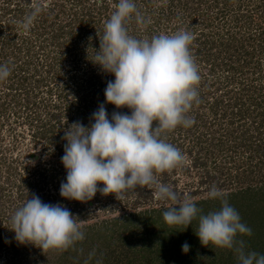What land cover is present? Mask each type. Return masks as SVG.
<instances>
[{"label": "trees", "instance_id": "1", "mask_svg": "<svg viewBox=\"0 0 264 264\" xmlns=\"http://www.w3.org/2000/svg\"><path fill=\"white\" fill-rule=\"evenodd\" d=\"M6 1L11 2L12 0ZM69 1H72L74 5H82V2L85 0ZM144 1L150 6L155 0ZM156 1L159 2V0ZM164 1L167 2L166 0ZM223 1L227 5L228 0ZM260 1L261 3L259 2V5H254L255 0H253V7L247 11L248 15L246 13V15L241 16L242 19L246 18L255 21L253 22L255 24V30L253 34L251 33L249 35L248 45L244 44V42L239 39L237 40L238 43L236 42L237 44L232 42L233 45H226L230 48L219 51V54L222 52H224L225 55L229 54V59H232L233 62L237 64H230L228 66L232 74L231 77L237 74L241 75L244 69L251 68L248 67V65H250L252 59H254L255 48L259 50V53L264 52V0ZM26 2H29V0H26ZM100 2L101 4H99L98 0H93L92 6H94V9L89 7L84 8V12H73L71 23L62 26L57 35L60 36V34L67 33L70 38H74L75 34L72 29L73 25H77L80 26L83 31L82 34H84V37L88 40L85 41L86 43L84 45V47L86 46V50L87 48L90 50L97 48L96 45L100 44L99 39H101L103 33L102 28L99 26L101 14L107 8L106 0ZM168 3L172 4V1L169 0ZM55 7L61 8V5L54 3L52 6L46 5L41 8L45 9L44 15H48L52 13ZM32 10L33 9L30 8L25 12V16ZM95 10L98 12L96 13ZM253 11H255L254 14H252ZM17 13L20 18L23 17L22 11H18ZM57 15L56 13L55 16L57 17ZM47 21L48 17L46 19L43 18L40 22L42 26H44ZM257 21H259L260 24L256 23ZM8 27H10V25H8ZM65 27H69V31L65 32ZM88 28L92 29V32L96 30L97 35L100 37H95V35H93L94 39L90 40L89 38L91 35L90 32L87 31ZM16 34L19 35L22 42L16 43L14 40L12 41L14 38L9 39L6 37V39L2 41L4 43L1 44V52H7L11 49V55L16 54V52L21 54L23 52L22 46L24 44L28 45V42L31 44V37L28 36L29 32ZM226 34L232 37L230 31L226 30ZM36 35L40 38L39 34ZM153 35H156V33ZM58 36L55 38L57 39ZM78 36L79 34L77 37ZM201 44L206 48L202 49L197 47L195 50L196 54L194 56L195 62L197 63L201 60L199 55H202L203 60L205 56H209L207 59L210 60L211 51L214 48L215 42L207 39L200 42V45ZM37 48H39V46H37ZM32 49L28 48L26 52H23L26 54L28 60L33 58L30 55L34 52ZM86 50L81 49L80 54L84 51L86 52ZM84 54L85 53H83V55ZM3 56L6 55L3 54ZM6 63L9 65L8 62ZM88 64L90 65L89 62L87 65ZM78 69V66H74L73 70ZM76 72L67 78V83L65 84V87H69L73 90L72 96L79 95L83 93V91H87L88 88H92L96 89L95 93L92 95L93 98L98 97L99 101L102 103L104 101V89H102V87H104V84H107L110 79L108 78L105 80L102 75L95 72L94 69H91L90 73L86 71L81 75V77L83 76L84 78H81L79 75H74L77 74ZM21 73L20 79L22 83L28 80L33 81L34 86H31L30 92L32 90L38 92L41 84L46 80L43 79L42 76L35 77L30 74L25 75V72L22 71ZM254 73L255 71L253 69L251 79L248 77H243L239 81L236 79L235 84L241 86L239 91L226 90L224 95L227 94L228 98L224 95L220 98H216L215 103H212L211 106L212 113L214 112L211 118L209 116L204 121L205 114L202 113L199 117L197 116L201 129V131H199L201 133H198L199 138L197 141L201 142L200 139H205L207 142L209 138L211 142L213 141V144L209 145L208 142L207 147H200V149L196 151H194V148L187 150L190 155V164L188 168L191 170L196 169L198 171V169L204 167L202 171H205L208 168L207 163L203 162L204 153L211 154L210 157L212 158L215 154L217 155L218 152H224V158L231 160L233 166L223 169L226 162L225 159L221 167L216 165L212 167L214 171L210 168L212 171L210 173L201 172L198 186H191L187 191L184 190L185 188L181 191L178 188L177 181L173 177L176 168L157 174V179L159 178L161 182L167 183L173 187L179 199L182 200L185 197H190L204 213L216 210L220 207L219 199H211L207 196L211 187L215 186L222 191L225 185L233 187L231 191L223 192L224 197L239 212L242 222L252 229L250 235L237 233L234 248L229 249L218 248L212 245H201L194 234L198 225V218L194 219L191 226H188L186 229L184 225H168L163 219V212L171 206L172 202L160 200L155 197V188H153V186L138 185L134 189H130V192H127L128 195H124L125 200L123 198L116 199L112 194L104 195L98 191L91 200L78 202L66 200L59 195L60 183L66 179V170L62 164L61 168L63 171L58 172L55 170L56 174L50 177L45 176L46 171L43 169L36 172L38 175L34 176L29 175V168L27 167L24 169L26 173L19 174L16 167L14 171H11V166L8 165L5 168L7 171V175L4 179L5 182L0 181V253L6 250L10 251L11 249L14 250L15 253L14 255L11 253L9 255L11 257L8 256V259H6L7 261L0 264H239L236 248H242L245 253L256 252L258 255L264 254V92L260 87L258 88L255 86V79L252 78ZM34 77L35 79H33ZM211 77L214 80V77ZM202 78L207 81L210 79L207 74L204 76L202 75ZM234 81L235 78H233L231 84H233ZM63 90L62 88L61 93L63 94L60 93L61 95L56 97L59 100L62 99L63 96L66 97V93H64ZM198 93L199 103H194L193 108L197 105L200 107L205 101L203 98L205 97L203 95V90L198 89ZM28 95L29 94H26L27 100H29ZM87 96L88 94L84 97ZM223 98H225V100ZM227 101L231 103L229 105L232 111L231 115H228L229 113L226 110L222 111L223 104ZM31 105L28 103V106ZM220 105H222V107ZM112 107L114 111V106L112 105ZM111 110L112 109H109V114H111ZM4 111L5 109L3 106H0V112L3 113ZM119 111L128 112L129 109L123 108ZM90 117L91 116L87 114L86 119H90ZM246 117L250 119L241 122V120ZM79 121L85 124L84 120ZM87 125H89V123ZM183 128L187 130V128L183 126H178L176 130H183ZM190 131L191 130H189V132L186 131L185 134L189 135L191 133ZM250 131H255L257 133V138L249 134ZM167 133L168 130L162 131V138H164ZM242 145L246 147L245 152L248 155L246 158L242 159L244 161H240V165H236L235 163H237L238 160L234 161V155H237V150H239ZM179 149L182 153H186L184 152L186 149L183 148V145H180ZM254 154H262L261 157L263 158L255 161ZM227 163L229 164L230 161H227ZM28 164L31 163L28 162ZM245 166L247 169L243 170L242 168ZM182 168L185 167L182 166ZM12 174L13 176H11ZM213 174H217L219 178L215 177L216 175L214 176ZM226 174L229 177V179H227L229 183L222 180ZM49 179H51L52 184L49 183ZM205 184H208L207 187L202 188ZM8 188L11 190L13 189V193L8 191ZM32 193H36L45 202L60 203L69 208L71 212L78 217L77 219L81 223V231L84 233V239L74 242L73 245L65 250L47 249L42 251L38 247L26 244L19 253L16 248L20 243L15 240L14 232L12 231L14 227L12 215L14 210L28 198V195L31 196ZM12 196L14 200H12ZM132 196L133 198H130ZM153 199L155 203H153ZM90 202L92 206H90ZM123 210H125L123 214L114 216V214ZM5 217L6 221H4ZM95 219H98V221H94ZM89 221L92 222L90 223ZM185 241L191 245L187 253L181 251V245Z\"/></svg>", "mask_w": 264, "mask_h": 264}, {"label": "clouds", "instance_id": "2", "mask_svg": "<svg viewBox=\"0 0 264 264\" xmlns=\"http://www.w3.org/2000/svg\"><path fill=\"white\" fill-rule=\"evenodd\" d=\"M40 11L41 6H35L21 22L22 28L27 30ZM132 19L140 26L145 23L135 0H118L104 24L91 62L114 79L107 82L104 101L91 114L90 124L77 120L64 129L61 163L66 179L60 183L59 195L86 202L99 191L122 199L138 185L155 186L158 199L172 202L163 212L168 225L186 229L198 218L194 234L201 245L232 249L237 233L250 235L252 229L242 222L221 189L213 186L207 193L208 198L220 200V207L204 213L190 197L179 199L172 186L157 179L158 173L185 160L178 147L162 138V131L195 123L189 112L199 103L201 75L190 49L194 33L181 29L138 38L127 27ZM10 73L9 65L0 63V82ZM108 104L115 109L111 114ZM123 108L129 111H119ZM77 218L64 205L45 202L32 193L14 210L12 231L20 244L42 251L65 250L84 239ZM190 248L187 241L181 245L183 253ZM236 251L239 264H264V254L245 253L242 248Z\"/></svg>", "mask_w": 264, "mask_h": 264}, {"label": "rangeland", "instance_id": "3", "mask_svg": "<svg viewBox=\"0 0 264 264\" xmlns=\"http://www.w3.org/2000/svg\"><path fill=\"white\" fill-rule=\"evenodd\" d=\"M166 1L167 2L159 0L158 2L155 0L149 6L144 0H135L138 10L144 17L145 23L143 26H140L134 19L130 20L127 24L130 34L138 38H151L154 33H156V35L160 33L174 34L181 29L191 31L194 33V40L190 45L193 56L196 54L195 50L197 47L202 49L206 48L202 46V44L200 45V42L207 39L215 42L214 48L211 51L210 60L207 59L209 56H205L203 60L202 55H199L201 60H199V63L196 62L201 75L198 89L203 90V95L205 96L203 98L205 101L200 107L198 105L195 106V108L192 107L189 112V115L195 118V123L191 127H187V130L183 128V130L174 129L168 131L164 137L167 142L172 143L174 146L180 148V145H183V148L186 149V151H184L186 153H183L185 155V160L176 167V172L173 174V177L177 181L179 190L181 191L185 188L184 190L187 191L191 186H198L201 172L210 173L214 171L212 167L214 165L221 167L223 161L226 159L223 155L224 152H218V154H215L212 158L210 157L211 154L204 153L203 162L207 163L208 166L205 171H202L204 167L198 169V171L188 168L190 164L188 149L194 148V151H196L199 150L200 147H207L208 142L209 145L213 144V141L211 142L209 138L207 142L205 139H200L201 142L197 141L199 138L198 133H201L199 132L201 129L197 116L199 117L202 113L205 114L204 121L209 116L211 118L214 114V112L212 113L211 106L212 103H215L216 98L223 96L226 90L239 91L241 86L235 84L236 79L237 81L243 77L251 79L253 69L255 71L254 75H252V78L255 79L254 84L256 87H260L264 92V52L259 53V50L255 48L254 59H252L251 64L248 65V67L251 68L244 69L241 75L237 74L234 75V77H231L232 74L228 66L230 64H237L234 63L232 59H229V54L225 55L224 52L219 54L220 50L230 48L226 46L227 44L233 45L232 42L237 44V40L239 39H241L244 44L248 45L249 35L251 33L253 34L255 30V24L253 23L255 21L246 18L242 19L241 16L246 15L247 11L252 9L253 0H228L227 5L223 0H171L172 4L168 3L169 0ZM259 2L261 3L260 0H255L254 5H259ZM54 3L61 5V8L55 7L52 13L48 15H44L45 9L41 8V11L34 19L32 25L27 30L22 28L21 22L25 17V12L30 8L34 9L37 5H42L41 7H45L46 5L52 6ZM116 3H118V0H106L107 8L102 12L101 21L99 22V26L102 30L106 20L110 18L111 13L115 10ZM99 4H101V2H99ZM92 5L93 0H85L82 2V5H74L73 2L69 0H29V2H26V0H12L11 2L0 0V47H2L1 44L4 43L2 41H4L6 37L9 39L14 38L12 41L14 40L16 43H19L21 39L16 33L29 32L28 36L31 37V44L30 42H28V45L24 44L22 46L23 52H26L28 48L32 49V47L34 51L30 54L33 58L28 60L26 54L23 52L21 54L16 52V54H12V56L11 49L7 52H1L0 48V63L8 62L11 68L8 79L4 82H0V106H3L5 109L3 113L0 112L1 182H5L4 179L7 175L5 168L8 165L11 166V171H14L16 167L19 174L26 173L24 169L27 167L29 168V175L34 176H37L38 174L36 172L41 169L46 171V177L56 174L55 170L58 172L63 171L61 168V157L64 151V144L66 143V141L62 139L64 129L78 119L84 120L85 125L88 123L90 124V119H86L87 114L91 116L101 103L98 97L93 98L92 95L95 93L96 89L92 88H88L87 91H83V93L79 95L72 96L73 90L69 87H65L67 78L76 71L77 74L74 75H79L81 77L86 71L90 73V70L94 69L95 72L102 75L105 80L108 78L110 80L114 79L112 75L102 72L98 65L91 62L94 59V50H98L99 45L97 44V48L95 49L90 50L87 48L86 50V46L84 47V45L87 39L84 37V34H82L83 31L80 26L73 25L72 30L75 34L74 38H70L67 33L60 34V36L57 35L62 26L71 23L73 12H84L83 9L89 7L94 9ZM18 11H22V18L19 17ZM95 12L97 13L98 11L95 10ZM56 13L58 14L57 17L55 16ZM254 13L255 11L252 12V14ZM47 17L48 21L42 26L40 21ZM256 23L260 24L259 21ZM8 25H10V27H8ZM89 29L90 28H88L87 31L90 32V40L94 39L93 35H95V37H100L97 35L96 30L92 32V29ZM64 30L65 32L69 31V27H65ZM226 30L230 31L232 37L226 34ZM36 34H39L40 38H38ZM78 34L79 36L77 37ZM56 36H58L57 39L55 38ZM37 46H39V48H37ZM81 49L86 50V52H83L85 53L84 55L83 53L80 54ZM3 54L6 56H3ZM88 62L90 65H87ZM74 66H78L79 69L73 70ZM21 71L25 72V75L30 74L35 77L42 76L43 79H46L45 82L41 84L38 92L33 90L30 92L31 86H34L32 80H28L25 83L21 82ZM205 74L210 78L208 81L202 78V75L204 76ZM211 76L214 77V80ZM35 77L33 79H35ZM81 78L84 77L82 76ZM233 78H235V81L231 84ZM104 85L102 89H105L106 84ZM62 88L64 89V93H66V97L63 96L62 99L59 100L56 97L63 94L61 93ZM26 94H29V100H27ZM85 94H88V96L84 97L86 96ZM224 96L228 98L227 94ZM223 99L225 100V98ZM28 103L32 105L28 106ZM224 103L227 105L223 104L222 111L226 110L229 113L228 115H231L232 111L231 108H229L231 104L230 101ZM220 106L222 107V105ZM106 108L108 111L112 109L110 113L113 112L112 105L108 104ZM249 119L250 118L246 117L242 119L241 122L248 121ZM189 130H191V133L189 135L185 134L186 131L189 132ZM249 134L257 138V133L255 131H250ZM245 151L246 147L243 145L237 150V155H234V161L238 160L237 163H235L236 165H240V161H244L242 159L247 157L248 154ZM261 155L262 154H254L255 161L263 158ZM33 161H35V163H32ZM227 161H230V163L228 164ZM28 162L31 164H28ZM182 166L185 168H182ZM232 166L233 163L231 160L226 159L223 169ZM210 168H212V171ZM242 169L244 170L247 168L245 166ZM213 175L219 178L217 174ZM11 176H13V174ZM227 179H229V177L226 174L222 180L227 182ZM158 180L160 179L158 178ZM49 183L52 184L51 179H49ZM227 183H229V180ZM207 185L208 184L203 185L202 188L207 187ZM153 188L155 187L153 186ZM231 189H233V187L225 185V187H223V192L231 191ZM8 191L13 193V189L11 190L8 188ZM127 192L129 193L130 189ZM127 192L125 195H128ZM130 198H133V196ZM123 199L125 200V198ZM12 200H14L13 196ZM153 203H155L154 199ZM89 204L92 206L91 202ZM124 212L125 210L120 211L114 214V216L123 214ZM4 221H6V217ZM94 221H98V219ZM89 222L91 223L92 221ZM24 245L26 244H20L16 248L19 253L21 249L24 248ZM11 253L14 255V250L2 251L0 253V263L6 262V259H8Z\"/></svg>", "mask_w": 264, "mask_h": 264}]
</instances>
